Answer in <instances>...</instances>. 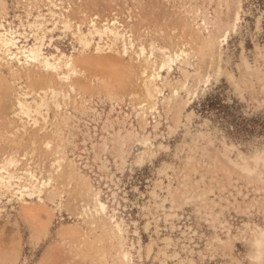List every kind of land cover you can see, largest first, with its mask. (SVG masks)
<instances>
[{
    "label": "rangeland",
    "instance_id": "rangeland-1",
    "mask_svg": "<svg viewBox=\"0 0 264 264\" xmlns=\"http://www.w3.org/2000/svg\"><path fill=\"white\" fill-rule=\"evenodd\" d=\"M61 1L70 28L49 24L53 31L47 32L44 51L73 55L79 70L73 78L76 92L58 112L51 89L69 92L68 85L38 67L20 70L18 77L1 67L0 162L14 156L21 170L31 166L47 177L62 143L53 135L48 150L43 142L57 125L64 128L62 146L69 161L55 175L63 199L54 205L50 194L44 195V204L37 197L25 204L12 197L1 200L0 264H121L108 221L81 217L83 207L92 205L90 186L124 220L131 264H257L253 243L255 234L264 231V164H254L264 152V0H240L236 31L212 52L202 46L208 37L202 19L208 17L209 30L216 34L237 0ZM39 13L52 20L48 1L0 0V25L19 31L24 44L34 42L36 28L29 21ZM115 19L148 50L154 43L190 52L188 63H177L170 75L163 71L171 85L185 81L184 71L191 88L198 75H212L180 118L179 99L170 109L164 102L172 86L159 81L165 94L159 110L141 119L143 59L133 52L97 55L96 43L84 50L74 36L79 25L88 33L92 21ZM155 55L159 60L161 52ZM44 91L51 103L48 130L38 133L33 127L24 137L11 135L20 125L14 116L18 97L28 93L29 102L39 101ZM181 96V101L188 99L186 92ZM58 100L64 103L61 96ZM121 140L124 164L116 150ZM244 159L256 170L250 177L235 165ZM70 161L78 172L72 178L67 175Z\"/></svg>",
    "mask_w": 264,
    "mask_h": 264
},
{
    "label": "bare ground",
    "instance_id": "bare-ground-1",
    "mask_svg": "<svg viewBox=\"0 0 264 264\" xmlns=\"http://www.w3.org/2000/svg\"><path fill=\"white\" fill-rule=\"evenodd\" d=\"M46 1H48L50 10L49 15H51L52 20L50 21L45 15L39 13L36 17H34L35 19H33V21H29V25L36 28V31L32 36V38L34 39V42L32 44L28 43V39L24 44V41L21 38L22 34L19 31L12 28L7 29L4 24L0 25V72L1 67L4 66H7L9 70L15 75L19 73L18 71L20 70L28 71L30 68L38 67L46 73L57 77V80H59L61 83H65L70 88L69 92H65L62 89L55 90V88L51 89V92L49 90L51 94L50 99L52 100V103L56 110L59 112L62 110L63 104H67L66 100L70 98V93L76 92V84H74L73 78L79 74V70L73 58V55H67L64 53L60 56L46 55L44 51L47 32L53 31V29H49V24L52 23L53 26H56L59 22H62L65 28H70V24L66 15L62 13L63 8L61 5L63 2L61 0ZM58 1L61 2L58 4ZM56 10H58L59 13ZM241 11V1L237 0L235 2V8L232 16L227 19L224 26L218 29V32L216 34L209 30V23L207 22L208 17H206L205 15L202 19V24L204 30L207 31L208 37L205 39V43L203 42L204 44L202 46H206L211 51L215 49L216 46L221 47L222 45H224L228 41L230 33L236 31L241 20ZM200 12L201 10H197L196 14H198L199 16L201 14ZM116 19L106 21L103 24H98V22L92 21L88 33H86L82 29L81 25H79L76 32L74 33V36L79 41L84 50H90L93 47V44L96 43L97 55L109 52L116 53L121 56H129L130 53L133 52L137 56L138 61L143 59L145 66L143 67L142 74L145 79V96L143 98V101L140 102L139 108L137 110L138 116L141 117V119L147 121L148 113L152 114L158 112L159 110L158 106L160 104V98L165 97L164 89L161 88L158 84L159 81L163 82L164 85H169L170 87L172 86V96L168 99L165 98L164 102H168V108L170 109L171 102L174 99H179L178 102H180V104L177 106V108L178 117L180 118L183 110L187 107L188 103L197 95L198 89L201 86H207L210 83L212 75L209 73L204 76L198 75L194 80V86L191 88V86L189 85L190 76L188 74V71L183 70L185 81L183 83L181 82V84L177 83L175 86L171 85L168 77L163 79V71L167 69L168 75H170L177 63H188V60L191 58L190 52L186 51L183 46L178 49V51H168L166 48H158L154 43L150 44V49L148 50L141 41L136 44L134 35L130 33L131 31L122 29V27L118 25L119 23ZM24 26L26 25L24 24ZM200 26L201 25H199V27ZM97 38L99 39L98 42H96ZM156 50H159L161 52V57L159 60L155 55ZM220 72L221 69L218 63V71L216 74H220ZM16 76L18 77V75ZM49 92L44 91V94L40 96L39 101L35 100L33 102H29L28 93H24L23 95L18 97L17 111L14 116L20 122V125L11 129V135L15 136L21 134L24 137L33 127L38 128V133L48 130L50 124L49 111L51 104L47 99ZM181 92H186L188 97L187 100L181 101ZM59 96L64 99V103L58 100ZM82 104L84 106V103ZM57 114L58 115H56L55 118H58L59 113ZM61 118L63 121L65 120V118ZM50 126H52V124ZM63 129L62 127H59L57 125L52 134L46 136V139L43 142V145L46 149H52L53 140L51 139V137L53 135L58 136L59 140L61 137L60 141L62 144L64 143L65 139H63L61 135L64 134ZM147 141L148 139L144 138V142ZM62 144L58 145L56 151H54L55 155L58 156L52 164L53 171L50 172L45 178L39 177L36 171L30 168L31 166L21 170L19 168L20 161L14 156L4 158L0 162V202L6 197H12L25 204L29 203L27 201V198L33 199L37 197L39 202L44 204L46 200L44 198L45 194H50L51 198H49V200L53 203V205L58 201H61L63 199V196L62 194L58 195L57 193L55 187V175L61 174L64 164L69 161L65 154L66 152L63 150ZM125 147L126 144L122 141L119 144V147H117L118 149H116L119 157L123 161V164L126 162L124 158ZM107 149L108 144L106 143L104 145V151ZM262 152L254 157V164L256 165L255 167H257L260 163L264 164V152ZM142 160V158H139L137 163L141 164ZM69 164L71 168L67 169L69 170L67 175L72 178L78 172L72 161H70ZM235 165L238 166L249 177L256 171L248 164L246 159H244L242 165L238 163ZM87 186L89 187V185ZM92 188V186L88 188V194H91L92 196V205L87 204L85 207H83L82 213H80L81 217L83 219L92 217L93 219L95 218L97 220L99 219V217H103V219L108 221L104 223H109V228L108 226L107 228L110 230V236L113 235V237L118 240V257L120 258L119 260L121 261V264H131L132 254L126 247L125 236L127 235V230L125 228L124 220L118 219L116 210H113V213H111L108 204L102 200L100 191L96 190L95 187L93 189ZM56 197H58V200H56ZM94 223L95 222L93 221L92 224L94 225ZM107 233H109V231ZM253 247L255 249V255L253 258L254 261L257 264H262L264 262V231H261L260 233L257 232L255 234Z\"/></svg>",
    "mask_w": 264,
    "mask_h": 264
}]
</instances>
